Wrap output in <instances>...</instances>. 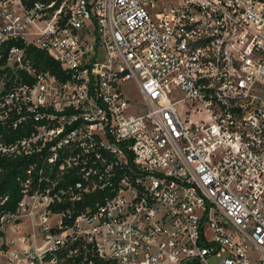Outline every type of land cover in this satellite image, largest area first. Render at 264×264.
<instances>
[{
  "label": "built area",
  "instance_id": "built-area-1",
  "mask_svg": "<svg viewBox=\"0 0 264 264\" xmlns=\"http://www.w3.org/2000/svg\"><path fill=\"white\" fill-rule=\"evenodd\" d=\"M12 42L0 264H264V0H0Z\"/></svg>",
  "mask_w": 264,
  "mask_h": 264
},
{
  "label": "trees",
  "instance_id": "trees-1",
  "mask_svg": "<svg viewBox=\"0 0 264 264\" xmlns=\"http://www.w3.org/2000/svg\"><path fill=\"white\" fill-rule=\"evenodd\" d=\"M13 46L24 47V44L20 42L9 43L4 53L3 61L2 63L0 62V67L6 61L7 50ZM27 53L29 57L32 59L33 65L36 66V68H38L39 70H43V71H50L51 73L55 74L59 78L62 77V70L60 68V65L57 62H55L50 56H48L47 53L33 46L27 47ZM4 74H5V71H2L0 69V82ZM1 132H2V129H1V122H0V135H1ZM23 166H26V162H21L19 160H13V161L1 160L0 158V168L2 167L5 170L3 177L0 178V200H1V197L8 196L6 209H9V210L15 209L18 202L22 198L20 185L17 182L16 178L21 172ZM98 198L101 199L102 195L96 194V195L90 196L88 197L85 203L83 202L81 204H78L75 207L76 214L80 213L85 205L95 203ZM68 207H69V204H60L54 208V211L61 212L63 210H66ZM0 213H1V207H0ZM94 264H111V263L104 261L102 259L95 258Z\"/></svg>",
  "mask_w": 264,
  "mask_h": 264
},
{
  "label": "rangeland",
  "instance_id": "rangeland-1",
  "mask_svg": "<svg viewBox=\"0 0 264 264\" xmlns=\"http://www.w3.org/2000/svg\"><path fill=\"white\" fill-rule=\"evenodd\" d=\"M197 117H194L192 118V120H196ZM28 220L25 222V224L23 223L21 226H20V230L21 232H25V233H31L33 231L32 229V224L30 222H28Z\"/></svg>",
  "mask_w": 264,
  "mask_h": 264
}]
</instances>
